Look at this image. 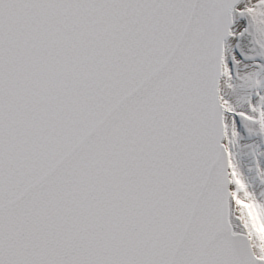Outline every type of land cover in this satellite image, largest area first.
I'll return each mask as SVG.
<instances>
[{
    "label": "snow or ice",
    "instance_id": "6c2138e0",
    "mask_svg": "<svg viewBox=\"0 0 264 264\" xmlns=\"http://www.w3.org/2000/svg\"><path fill=\"white\" fill-rule=\"evenodd\" d=\"M0 264H264V0H0Z\"/></svg>",
    "mask_w": 264,
    "mask_h": 264
}]
</instances>
